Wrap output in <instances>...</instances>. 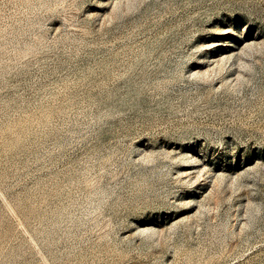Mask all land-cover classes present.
<instances>
[{"label":"rangeland","instance_id":"374dc122","mask_svg":"<svg viewBox=\"0 0 264 264\" xmlns=\"http://www.w3.org/2000/svg\"><path fill=\"white\" fill-rule=\"evenodd\" d=\"M0 264H264V0H0Z\"/></svg>","mask_w":264,"mask_h":264}]
</instances>
